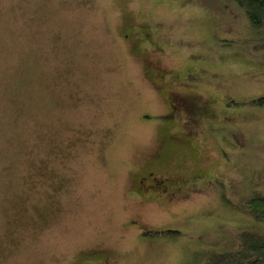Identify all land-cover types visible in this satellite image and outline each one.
Instances as JSON below:
<instances>
[{"label": "rangeland", "instance_id": "374dc122", "mask_svg": "<svg viewBox=\"0 0 264 264\" xmlns=\"http://www.w3.org/2000/svg\"><path fill=\"white\" fill-rule=\"evenodd\" d=\"M260 34L229 0H0V264H203L264 232L233 205L264 194ZM147 172L174 185L137 195Z\"/></svg>", "mask_w": 264, "mask_h": 264}, {"label": "trees", "instance_id": "16d2710c", "mask_svg": "<svg viewBox=\"0 0 264 264\" xmlns=\"http://www.w3.org/2000/svg\"><path fill=\"white\" fill-rule=\"evenodd\" d=\"M229 1L242 9L252 29L260 32V37L264 36V0ZM230 44L231 41L226 40L223 46ZM245 105L264 108V95L247 100ZM233 205L260 225H264V194H251ZM239 240L237 248L223 253H213L203 264H264V232L244 229L239 233Z\"/></svg>", "mask_w": 264, "mask_h": 264}, {"label": "flooded vegetation", "instance_id": "af4514ba", "mask_svg": "<svg viewBox=\"0 0 264 264\" xmlns=\"http://www.w3.org/2000/svg\"><path fill=\"white\" fill-rule=\"evenodd\" d=\"M153 71H155L154 67L152 68V71L150 72H153ZM158 88L161 89L163 95L165 96L166 102L168 104L169 112L164 116L165 119L172 121L173 120L172 118L175 117L176 115H179L180 117L184 115L188 118H195V116L200 114V110H198V108L195 105L194 107L193 105H190L191 107L189 108L188 106L189 102L183 101L184 100L183 97L177 96L175 94L173 95L169 91L166 92L163 86L161 85H158ZM201 112H203V110H201ZM161 134H162L161 139L164 144L173 143L176 141L178 142L180 140L179 137L176 136V134H173V135L171 134L170 129L169 130L166 129ZM144 181H149L150 184L142 185ZM170 185L171 186L174 185V183L170 179L158 181L152 172H147L145 173L144 176L140 177V179L137 180V192L134 190V193L137 195H143L146 193H155V192H158L159 189L161 188H163V190L165 191L167 187Z\"/></svg>", "mask_w": 264, "mask_h": 264}]
</instances>
